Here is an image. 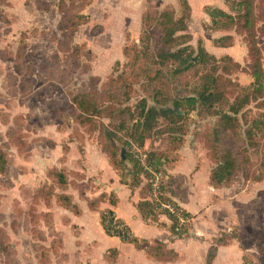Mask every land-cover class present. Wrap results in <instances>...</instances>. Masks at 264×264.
<instances>
[{
    "label": "rangeland",
    "instance_id": "obj_1",
    "mask_svg": "<svg viewBox=\"0 0 264 264\" xmlns=\"http://www.w3.org/2000/svg\"><path fill=\"white\" fill-rule=\"evenodd\" d=\"M232 1L0 0V150L7 161L0 174V264H114L116 252L111 241L103 243L99 229L100 213L109 210L103 207H111V199L118 202L108 191L110 181L101 178L108 165L105 152L117 160L121 152L141 153L126 146L140 101L149 108L171 107L174 100L193 96L205 73L195 67L153 79L146 59L135 60L145 15H153L151 25L164 11L178 18L188 14V3L194 15L187 33L214 57L228 54L240 65H219L222 110L250 94L257 99L243 108L238 122L245 130L264 121V77L261 93L254 95L243 37L235 35L226 52L211 48L225 34L208 29L206 11H228ZM255 5L264 66V0ZM78 94L89 95L102 114L76 110L72 99ZM217 125V118L198 110L182 122V133L151 135L143 151L163 158L175 180L174 201L193 216L191 239L181 243L183 249L199 252L205 243L217 248L223 233L237 234L238 241L227 238V246L240 251L245 264H264V127L251 139L228 134L215 144ZM230 146L238 160L236 174L223 186H213L211 174ZM54 171L65 175L66 186L49 178ZM133 189L129 203L147 198L141 185ZM162 219L153 226L168 232L170 223L164 227ZM162 244L161 239L137 246L161 249ZM195 259L193 264H202L199 256Z\"/></svg>",
    "mask_w": 264,
    "mask_h": 264
},
{
    "label": "trees",
    "instance_id": "obj_2",
    "mask_svg": "<svg viewBox=\"0 0 264 264\" xmlns=\"http://www.w3.org/2000/svg\"><path fill=\"white\" fill-rule=\"evenodd\" d=\"M256 1H232L230 2L229 12L219 8L206 11V17L209 24H211V28H208L210 31H233L234 35L243 37L247 54L251 60L249 61L247 75L253 79L254 86H256L253 91L254 95L261 93L260 82L264 77L262 47L259 44L260 30L255 19ZM186 4L185 8L188 14L178 18L172 12L164 11L151 25L153 15L148 14L145 15V18L143 17V34L139 39V47H134L136 49L135 60L146 59L150 69L154 72L153 79L164 73L179 76L195 67L203 68L205 73L199 77L194 95L176 99L171 107L160 109L149 108L147 102L141 100L136 108V121L131 129H127L130 143H126V146L130 148L133 146L141 153L133 155L121 152L122 154L117 160L113 154L105 152L108 164L118 177L120 185L128 188L131 195L133 188H137L139 185L142 186L147 198L135 204V209L142 222L159 225V217H165L168 220L170 223L168 229L170 243L190 238L192 216L174 201L171 187L175 180L165 169V162L162 157L154 152L143 151L145 142L151 135L161 136L165 133H182V122L188 118L190 113L198 110H202L206 115L218 119V125L213 132L215 144H220L222 141L221 136L228 134L230 139L241 137L242 134L247 139H251L256 130H261V126L264 127V121H255L250 127L243 130L238 122L237 116L243 108L257 99L250 94L233 103L228 111L222 110L225 104V92L221 78L218 76L219 65L223 62H230L237 69H240V65L228 56L216 58L210 55L200 40L195 41L193 36L187 33L186 23L190 19L191 9L189 4ZM195 42L196 45H194ZM233 44L234 39L232 36H222L212 41V45L216 48H230ZM225 69L229 71L227 68ZM72 104L83 115L97 117L102 114L87 94L75 95ZM262 117L264 120V115ZM232 151V146L222 150L219 163L210 177L213 186L221 187L234 178L238 160ZM6 165V157L0 150V174L5 173ZM158 174L161 175V179L154 191V175ZM49 178L56 180L60 187L67 184L66 177L62 172L54 171L49 174ZM256 182L260 183L261 179L256 180ZM109 203L111 207H115L117 200L111 199ZM163 204L170 205L174 210V214L161 209ZM88 208L91 211L96 209L93 203L88 204ZM100 225L108 237L118 238L122 243L136 247L140 244V240L131 233L125 223L116 219L112 210L100 213ZM227 238L233 242L238 241L237 234L233 236L223 233L221 238L216 240V246H227L230 242ZM215 253L216 247H211L206 258V264L212 263ZM156 255L159 256L157 253ZM243 264H245L244 257Z\"/></svg>",
    "mask_w": 264,
    "mask_h": 264
},
{
    "label": "crops",
    "instance_id": "obj_3",
    "mask_svg": "<svg viewBox=\"0 0 264 264\" xmlns=\"http://www.w3.org/2000/svg\"><path fill=\"white\" fill-rule=\"evenodd\" d=\"M221 10L225 11L224 9H221ZM193 15L194 14L192 12L190 15V20L193 18ZM223 34L225 35H222V36H232L235 42L236 36L233 35L231 32H224ZM213 47L214 46L212 45L211 48L213 49ZM204 48L207 51L206 47ZM214 48L217 49V50L214 49V51L226 52L232 49L233 46L230 48H216V47ZM225 56L230 57V55L224 54L219 58H222ZM105 166H106L105 167L106 170H105V173L102 174L101 178L104 180L110 181V186L107 187L109 189L108 191H113L115 193V195L117 196L118 202L115 207L105 206L103 207L104 208L103 210H108V209L112 210L115 214L116 219L124 222L125 225L130 229L131 233L140 240V243L141 242L146 243L150 246L153 244V242L161 241V239L163 242V244L160 245L161 249L159 250L158 249H155V250L148 249L147 250L145 248H138L134 245L124 244L118 238H114V237L112 238V237H108L107 235H104L105 239L103 243H106V241H111L112 243L111 247L116 252V260L114 264H193L196 260L195 258L198 256L200 257L202 264H206V258L210 250V247H207L206 243H205V248L201 249L199 252H196V250L189 249V248L183 249L181 247V243L185 239L170 243L169 233L167 232L166 228L159 229L157 226L147 225L146 223L142 222V220L140 219L135 209V204L128 202V197L131 194L130 191L126 190L124 187H122L118 183V177L116 176L114 171L111 169L109 164ZM179 203L180 202H178V204ZM179 206L181 207L180 204ZM184 208H185L184 210L191 215L190 211L186 208V206ZM192 219H193V216H192ZM195 220L196 219H194L193 221ZM160 223L162 225L164 224L163 225L164 227L169 226L168 225L169 222L165 217L164 219L160 220ZM133 225L135 227L136 233H134L132 229ZM100 227L101 225H100V220H99V229ZM148 229L151 230V232H154V237L148 236V233L150 232L148 231ZM100 230L101 232L104 233L102 227ZM189 239L191 238H186V240H189ZM156 253L159 256H157ZM241 260L243 264V256L240 251L236 252L233 249H231L229 246H220L216 248V253H215L214 259L211 264H236L237 262H238L237 264H240ZM106 264H109V263H106Z\"/></svg>",
    "mask_w": 264,
    "mask_h": 264
},
{
    "label": "built area",
    "instance_id": "obj_4",
    "mask_svg": "<svg viewBox=\"0 0 264 264\" xmlns=\"http://www.w3.org/2000/svg\"><path fill=\"white\" fill-rule=\"evenodd\" d=\"M160 179H161V175H159V174L158 175H154V184H153V190L154 191L157 189V185H158V182H159ZM161 209H164V210L168 211L169 213L174 214V210H173V208L170 205H164L163 204V205H161Z\"/></svg>",
    "mask_w": 264,
    "mask_h": 264
}]
</instances>
